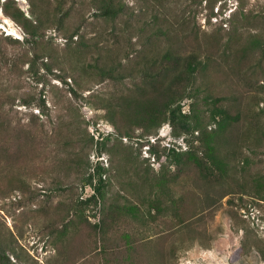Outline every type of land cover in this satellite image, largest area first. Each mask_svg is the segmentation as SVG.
Here are the masks:
<instances>
[{"label": "rangeland", "instance_id": "374dc122", "mask_svg": "<svg viewBox=\"0 0 264 264\" xmlns=\"http://www.w3.org/2000/svg\"><path fill=\"white\" fill-rule=\"evenodd\" d=\"M15 1L33 17L29 0ZM124 1L129 13L107 22L95 15L92 0H46L52 7L64 3L70 11L63 25L48 24L38 43L12 18L7 16L11 22L5 23L0 12V237L20 259L10 251L9 256L15 264H264L254 246H264V202L250 195H243V202L240 197L241 185L247 182L251 188L252 179L264 174L263 145L259 149L242 136L247 128L264 131V72L242 60L240 50L247 30L261 28L256 16L264 11V0ZM155 15L172 36L156 44L160 52L175 47L184 54L200 52L209 64L197 80L203 95L220 97L233 115L242 114L227 130L224 145L225 153L238 157L222 184L183 170L173 187L185 199L179 216L169 211L153 221L113 213L106 215L110 225L103 233L99 209H75L93 194L85 182L97 162L108 170L107 203L136 204L137 187L161 170L150 148H187L169 124L145 137L138 130L141 139L120 140L104 119L105 110L93 104L133 87L131 80L100 84L95 72L102 64L97 60L107 67L113 58L127 69L141 68L142 54L149 49L144 45L148 36L139 31ZM78 26L80 35L69 41L67 36ZM235 26L242 31L239 41L232 42ZM129 55L131 60L125 59ZM118 70L126 71L122 66ZM67 73L71 77L66 81L59 77ZM41 97L46 98L45 110L38 106ZM247 157L250 165L244 163ZM13 176L26 178L33 193L18 191L6 198L3 190ZM63 220L73 224L59 241Z\"/></svg>", "mask_w": 264, "mask_h": 264}, {"label": "trees", "instance_id": "16d2710c", "mask_svg": "<svg viewBox=\"0 0 264 264\" xmlns=\"http://www.w3.org/2000/svg\"><path fill=\"white\" fill-rule=\"evenodd\" d=\"M45 1L29 0L32 18L23 12L15 0L4 2L0 0V7L6 16L12 18L22 27L21 29L31 35V42L38 43V39L45 37L46 26L51 22L63 25L70 11L64 8V3L52 7ZM92 4L96 10L95 15L107 22H114L129 13V6L124 0H92ZM215 6L214 4L212 10L215 9ZM256 18L260 21L261 28H254L255 31L247 30L246 43L240 49L241 57L242 60L251 61L260 72H264V11ZM114 30L116 29L114 28ZM241 31L235 26L229 41L234 42L236 39L239 41L238 33ZM139 32L148 36L147 43L144 45L146 49L150 50L149 53V50H145L142 54L143 65L141 68L138 67V70L136 67L127 69L121 62H117L113 58L112 66L107 67L98 58L97 63H101L102 66H96V72L94 71L100 76V84L107 80L121 84L131 80L134 84L133 87L122 96L111 97L106 102L93 104L96 109L105 110L103 117L114 126L120 140L125 137L130 140L141 139L136 135L138 130H141L140 136L145 137L156 134L164 124H169L176 138H184L187 148L180 150L175 145L170 148L164 147L163 151L155 146L150 148V157L154 156L156 161L161 162V170L154 176H146L140 187H137L136 196L139 202L136 204L107 203L106 188L109 184L105 175L108 170L101 165L102 162H97L94 167L92 166L93 171L87 176L85 187L90 186L93 189V194L80 201L75 209L80 210L82 209L80 206L86 205L87 207L94 206L97 211L99 209L103 216L102 224H100L103 233L108 232L110 225V221L106 220V215L111 217L113 213L118 216H132L136 219L149 218L153 221L169 211H172L175 216H179L185 199L181 196L177 197L173 187L181 181L182 171L195 170L206 182L222 184L230 177V171L233 170L232 162L238 157L237 153L233 156L230 153H225L224 145L227 130L241 121L242 114L233 115L221 104L222 98L220 97H215L212 94L203 95L197 80L202 72H206L209 64L207 61L205 62L201 53L184 54L176 47L160 52L161 48L156 44L158 45L163 39L170 41L172 36L157 15L154 16L152 22L148 21L141 26ZM79 35L80 28L78 26L67 38L70 41ZM84 44L86 46L87 42ZM153 47L155 50L151 49ZM153 52L155 55L149 56ZM131 57L132 55H129L125 59L131 60ZM119 66H122L126 71L120 72ZM44 67L47 71H52L50 64L44 63ZM68 76L71 77L68 73L63 76L59 75L64 81ZM73 92L74 95H77L75 90ZM187 102H189L188 110H186ZM201 105L203 106L201 107ZM38 106L43 110L47 109L46 98L41 97ZM242 136L245 141H255L259 149L262 145L264 148V131L247 128ZM235 142L237 141H231L232 144ZM104 144V139L99 140L98 149ZM253 152L258 151L253 150ZM244 163L250 165V158H245ZM172 168L177 170L173 172ZM3 191L7 193L6 198L16 195L18 191L33 193L26 178L20 176L11 177ZM240 194L243 202V195L254 196L264 202V174L252 179L251 188L247 182L241 185ZM62 223L63 226L58 233L59 241L65 240L68 235V225L73 224L72 221L65 222V220ZM124 237L131 241V235L125 234ZM254 246L257 247L261 262L264 263V246H259V242H255ZM133 248L129 242V249ZM9 251L17 259H20L14 249L0 237V264H15L8 254Z\"/></svg>", "mask_w": 264, "mask_h": 264}, {"label": "bare ground", "instance_id": "6f19581e", "mask_svg": "<svg viewBox=\"0 0 264 264\" xmlns=\"http://www.w3.org/2000/svg\"><path fill=\"white\" fill-rule=\"evenodd\" d=\"M0 12H2V10H1V8H0ZM3 15H4V13H2ZM5 16V15H4ZM5 23H8V22H11V20L7 17V16H5ZM9 26V25H8ZM12 26V25H11ZM0 27H3L2 25H0ZM12 30H11V33H17V31H16V29H14V28H11Z\"/></svg>", "mask_w": 264, "mask_h": 264}, {"label": "built area", "instance_id": "2783aa9c", "mask_svg": "<svg viewBox=\"0 0 264 264\" xmlns=\"http://www.w3.org/2000/svg\"><path fill=\"white\" fill-rule=\"evenodd\" d=\"M164 136H166V135H164Z\"/></svg>", "mask_w": 264, "mask_h": 264}, {"label": "clouds", "instance_id": "9594fccd", "mask_svg": "<svg viewBox=\"0 0 264 264\" xmlns=\"http://www.w3.org/2000/svg\"><path fill=\"white\" fill-rule=\"evenodd\" d=\"M165 137V136H164Z\"/></svg>", "mask_w": 264, "mask_h": 264}]
</instances>
